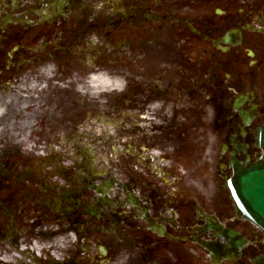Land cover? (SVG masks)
I'll use <instances>...</instances> for the list:
<instances>
[{
    "label": "flooded vegetation",
    "instance_id": "1",
    "mask_svg": "<svg viewBox=\"0 0 264 264\" xmlns=\"http://www.w3.org/2000/svg\"><path fill=\"white\" fill-rule=\"evenodd\" d=\"M109 63L110 158L71 91ZM6 93L0 264H264L225 187L262 156L264 0H0Z\"/></svg>",
    "mask_w": 264,
    "mask_h": 264
},
{
    "label": "rangeland",
    "instance_id": "2",
    "mask_svg": "<svg viewBox=\"0 0 264 264\" xmlns=\"http://www.w3.org/2000/svg\"><path fill=\"white\" fill-rule=\"evenodd\" d=\"M84 56V57H83ZM82 59L86 61L88 64H93L94 61L97 62L101 58L98 56L97 52L94 49L87 48L84 51ZM97 65V64H96ZM97 67L96 69H91L89 72V77L87 81L82 86H77L75 89L73 87L74 82L71 81V91L74 93H79L83 99L87 100L86 105V119L85 123L83 124V129L73 131V137L77 138V134H85L86 136L81 141L82 145H89L93 153L99 154V150H102L109 158L113 154V132H114V125H113V114H112V97L113 93L122 89L123 81L120 78H117L115 75L116 73L112 69V64H107V68ZM43 74V73H41ZM55 72L49 69L48 75H54ZM101 75L107 78L110 82V85L106 86H96L93 87L90 83L91 76H98ZM120 83V87H115L114 83ZM55 89V88H54ZM118 89V90H117ZM74 93H72L74 95ZM21 97L14 96L10 94H5V97L2 98V103L0 104V119L4 117L7 110L5 109V103H9L11 110L9 112L8 119H14L15 126L18 124L16 122V115L15 109L17 108V104L19 103ZM38 99V98H37ZM28 106V105H27ZM5 109V110H4ZM28 109L24 108L22 113H25ZM20 112V111H19ZM20 115V113H19ZM6 117V116H5ZM31 116L28 115L26 120H29ZM14 126V127H15ZM1 125H0V138H1ZM25 145V146H24ZM21 147L23 148L24 152H29L30 150L34 149L31 145L22 144ZM71 153L74 154V150H71ZM110 163L103 164V169L111 170Z\"/></svg>",
    "mask_w": 264,
    "mask_h": 264
},
{
    "label": "water",
    "instance_id": "3",
    "mask_svg": "<svg viewBox=\"0 0 264 264\" xmlns=\"http://www.w3.org/2000/svg\"><path fill=\"white\" fill-rule=\"evenodd\" d=\"M263 156L246 168L234 166V177L226 183L237 213L264 233V127L257 132Z\"/></svg>",
    "mask_w": 264,
    "mask_h": 264
},
{
    "label": "bare ground",
    "instance_id": "4",
    "mask_svg": "<svg viewBox=\"0 0 264 264\" xmlns=\"http://www.w3.org/2000/svg\"><path fill=\"white\" fill-rule=\"evenodd\" d=\"M91 85L93 87H96V86H108L110 85V82L107 78L101 76V75H98V76H94L93 78H91V81H90ZM115 87H119V84L117 82L114 83Z\"/></svg>",
    "mask_w": 264,
    "mask_h": 264
}]
</instances>
